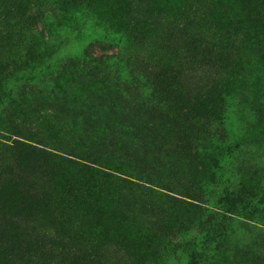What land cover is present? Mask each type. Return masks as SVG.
<instances>
[{
  "label": "trees",
  "instance_id": "16d2710c",
  "mask_svg": "<svg viewBox=\"0 0 264 264\" xmlns=\"http://www.w3.org/2000/svg\"><path fill=\"white\" fill-rule=\"evenodd\" d=\"M21 5L18 0H0L1 31L21 33V21L28 23L29 30L38 18L47 30L70 28L81 13L69 0ZM174 23L173 28L183 24L181 19ZM223 27L229 30L228 25ZM43 55V62L22 60L0 67V107L8 104L21 117V122L15 119V127L0 128V153L52 161L58 179L86 171L90 181L84 192L90 199L105 209L120 204L112 215L96 218L101 226L137 249L149 248L144 232L159 226L162 230L156 231L152 242L159 239L162 245L157 250L150 243V250L165 264H264V220L260 219L264 190L252 201L245 199L242 207H226L228 200L215 196L202 197L204 188L215 190L226 184L222 159L228 158L231 146L224 132L212 125L184 120L187 110L176 111L173 89L155 80L157 66L147 65L142 55L133 61L122 49L107 61L94 59L86 49L56 61L48 53ZM61 106L71 107L72 113ZM82 107L94 114L81 112ZM120 120L123 126H115ZM15 138L46 143L63 155ZM188 183L197 186L198 196L185 192ZM227 196L225 192L223 197ZM77 197L70 200L78 203L81 194ZM76 207L85 222L86 209L79 203ZM7 244L0 245L6 264L13 261L15 251H8ZM50 250L46 246L44 253ZM29 260L48 264L34 254L27 264ZM21 261L26 264L23 257Z\"/></svg>",
  "mask_w": 264,
  "mask_h": 264
},
{
  "label": "rangeland",
  "instance_id": "374dc122",
  "mask_svg": "<svg viewBox=\"0 0 264 264\" xmlns=\"http://www.w3.org/2000/svg\"><path fill=\"white\" fill-rule=\"evenodd\" d=\"M33 1L18 0L23 8ZM69 1L81 12L70 28L47 30L38 18L29 30L28 23L21 21V33L0 30V67L22 60L43 62V53L56 61L83 49L104 61L121 49L133 61L142 55L147 65L158 67L155 80L173 89L176 111L187 110L184 120L212 125L224 132L231 146L228 158L222 159L226 184L215 190L204 188L202 197L215 196L228 200L226 207H242L245 199L252 201L256 193L263 192L264 0ZM241 11L245 17L239 15ZM177 19L183 24L173 28ZM0 108V128L15 127V119L21 122L10 105ZM60 108L72 113L69 106ZM79 110L94 114L89 107ZM120 121L115 126H123ZM15 139L63 155L46 143ZM54 172L47 159L0 153V245L8 243L6 249L15 250L8 264H23L21 257L27 264L33 254L43 256L48 264H165L150 250L152 238L162 228L144 232L149 248L137 249L131 241L116 240L96 218L112 215L119 202L105 209L104 204L90 199L84 192L90 181L86 171L67 180L58 179ZM196 187L188 183L185 192H194L196 197ZM225 192L229 196L223 197ZM80 194L78 203L86 209L85 222V215L77 211L78 203L70 200ZM262 211L259 208L260 214ZM153 245L158 250L161 240ZM46 246L51 249L48 253H44ZM0 264H6L1 257Z\"/></svg>",
  "mask_w": 264,
  "mask_h": 264
}]
</instances>
